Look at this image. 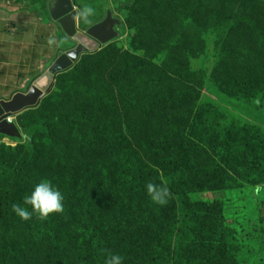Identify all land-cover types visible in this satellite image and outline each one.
Listing matches in <instances>:
<instances>
[{"label":"rangeland","instance_id":"rangeland-1","mask_svg":"<svg viewBox=\"0 0 264 264\" xmlns=\"http://www.w3.org/2000/svg\"><path fill=\"white\" fill-rule=\"evenodd\" d=\"M50 1H0V101L27 93L61 55L76 48L51 20ZM71 1L77 14L85 6L93 9L90 23H84L83 18L77 20L80 32L102 23L109 12L121 22V27L116 28L119 38L94 55L82 56L77 65L64 72L66 76H57L53 92L37 108L13 117L23 138L0 134V177L2 160L14 159L28 167L34 164L30 160L24 163L27 142L39 158L40 173L45 170L48 175L47 168L58 159L56 149L45 144L44 134L28 138L24 133L32 124L49 127L54 145L68 152L70 160L84 165L80 167L81 176L92 172L94 178L103 177L107 185L112 172L116 174L113 152L119 141L138 154L140 164L151 167L155 158L171 155L167 150L172 142L180 146L188 138L191 149L178 164V170L187 172L190 185L204 181L209 186L208 191L195 193L190 203L206 212L209 224L215 225V220H219L230 228L229 241L235 245L225 253L214 249L208 264H264V190L259 196L255 193L256 185H264V94L233 100L210 83L243 75L258 66L255 62H261L264 49L263 53L258 49L264 45V31L253 24L246 34L238 26L239 16L244 17L256 1ZM249 26L244 24V29ZM217 31H221L218 39L225 37L228 41L225 46L220 39V44L227 47L225 51L243 56L248 64L221 68ZM49 39L53 43L49 44ZM239 58L234 62H239ZM108 99L114 104L107 106ZM72 109L91 114L96 125H85L77 133L75 127L62 121ZM108 121L114 127L109 137L101 138L98 128ZM15 148L21 150L15 153ZM215 160L223 164L236 183L218 189L213 180L215 173L210 175L203 170ZM17 170L23 171L21 167ZM169 171L171 168L166 165L160 175L166 176ZM22 176V195H30L37 176L30 168ZM47 177L40 176L39 180ZM2 180L0 264H57L51 243L33 237L30 225L13 218V204L6 197L7 192L16 190H10ZM84 200L81 208L86 213L93 201ZM109 214L97 217L109 219ZM121 239L120 245L129 240L124 230ZM239 240L244 248L240 253ZM190 251L192 259L198 258L197 249Z\"/></svg>","mask_w":264,"mask_h":264},{"label":"trees","instance_id":"trees-1","mask_svg":"<svg viewBox=\"0 0 264 264\" xmlns=\"http://www.w3.org/2000/svg\"><path fill=\"white\" fill-rule=\"evenodd\" d=\"M255 1L257 4H254L244 17L239 16V29L246 34L250 32L253 24L264 31V0ZM244 24L250 25L249 28L244 29ZM217 32L218 39L221 31ZM220 39L227 46L228 41L225 37ZM220 39L218 46L221 47L217 52L218 64L221 68L228 70L227 66L230 65L235 69V64H248V60L245 58L244 61L242 55V58H239V54L234 55L225 51L227 47L220 44ZM263 49L264 45H261L258 51L263 53ZM236 58H239V62H234ZM255 64L258 66L252 71L244 72L243 75L235 74V77L226 78L223 83L216 80L210 83L216 86L222 95L233 100L241 101L264 94V66H262L264 53L261 62ZM59 76L64 77L66 73ZM251 86H255L254 90ZM105 104L110 106L114 102L108 99ZM62 121L68 126L75 127L77 133H81L85 125L93 128L97 123L96 118L91 114L86 111L81 113L77 109L68 112L67 117ZM113 127V122L108 121L98 128L97 133L101 138L109 137ZM24 133L28 138L37 133L44 134L45 144L56 149L58 159L54 165L47 168L48 175L43 170L42 173H45L43 176L38 171L41 167L38 163L39 158L35 156L31 143L27 142L24 146V163L30 160L34 164L28 167L19 165L14 159H9L11 162L2 160L4 169L0 180L3 179L2 183L9 186L10 190H16V193L7 192L6 199L13 205L19 204L29 211H32V207L24 204V197L27 194L24 192L22 195L20 189L21 177L28 168L37 176L34 180L35 186L40 181V176H48L46 179L64 194V211L50 214L45 220H40L34 212L31 219L23 220L13 211V205L10 207V211L14 214L13 218L31 226L30 235L51 243L57 254V264H81L82 261L89 264H105L109 251L121 255L123 264H208L210 262L208 257L215 254L214 249L225 253L235 248V245L229 241L231 229L219 220H215V225L209 224L206 212L198 210L196 205L190 203L195 193L209 190L208 182L195 181L196 186L194 184L192 186L187 172L178 170L180 161L185 160L189 155L190 139H184L180 146L172 142L167 150L171 155L167 158H155L151 167L140 164L138 154L124 148V143L119 141L120 144H117L113 152L116 174L112 172L113 177L107 185L103 177L94 178L92 172L81 176L80 172L83 169L80 167L84 165L80 163V166L78 162L70 160L68 152L54 145L49 136L48 126L32 124L25 128ZM116 138L122 140L121 137ZM21 148H15L13 151L17 153ZM166 165L171 171L166 176H161L160 169ZM19 167L23 171H18ZM204 168L207 174L215 173L212 178L217 181L218 189L236 181L226 172L223 164L216 160ZM128 178L129 180L126 181ZM125 182L131 186L125 185ZM149 182L164 184L170 189L171 196L166 204L160 205L151 199L146 188ZM83 200L93 201L87 206L86 213L81 208ZM107 213H110L109 219L97 217L99 214L104 216ZM123 230L129 240L124 245H120ZM242 247L239 240V253L244 250ZM194 249H197L198 258L192 259L190 250Z\"/></svg>","mask_w":264,"mask_h":264},{"label":"water","instance_id":"water-1","mask_svg":"<svg viewBox=\"0 0 264 264\" xmlns=\"http://www.w3.org/2000/svg\"><path fill=\"white\" fill-rule=\"evenodd\" d=\"M48 11L53 23L57 24L64 35L77 46L61 55L49 71L34 81L27 93L20 92L11 100L0 101V134L2 135L22 139L20 127L12 120L13 117L37 108L41 101L53 92L57 76L71 70L79 63L82 56L94 55L119 38L116 28L121 27V22L114 19L109 12L102 23L80 32L76 19L78 14L71 0H51Z\"/></svg>","mask_w":264,"mask_h":264},{"label":"clouds","instance_id":"clouds-1","mask_svg":"<svg viewBox=\"0 0 264 264\" xmlns=\"http://www.w3.org/2000/svg\"><path fill=\"white\" fill-rule=\"evenodd\" d=\"M93 14V9L90 6H85L77 15L76 19L83 18L84 23H90L89 16ZM49 44L53 43L49 39ZM147 192L151 199L160 205L168 202L171 196L170 189L164 184H156L149 182L146 185ZM264 190V185H256L255 193L257 196ZM64 194L52 184L50 180H41L34 188L30 195L24 197V204L30 205L32 211L22 207L19 204L12 206L13 211L23 220L32 218L33 212L37 214L40 220H45L50 214L62 213L64 211ZM107 251V250H106ZM105 264H123V257L119 254L108 252Z\"/></svg>","mask_w":264,"mask_h":264},{"label":"crops","instance_id":"crops-1","mask_svg":"<svg viewBox=\"0 0 264 264\" xmlns=\"http://www.w3.org/2000/svg\"><path fill=\"white\" fill-rule=\"evenodd\" d=\"M1 1V0H0Z\"/></svg>","mask_w":264,"mask_h":264}]
</instances>
